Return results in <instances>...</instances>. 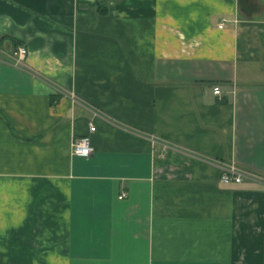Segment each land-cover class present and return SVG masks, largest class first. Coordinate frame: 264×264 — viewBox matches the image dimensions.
Instances as JSON below:
<instances>
[{
    "label": "crops",
    "instance_id": "0c3cea01",
    "mask_svg": "<svg viewBox=\"0 0 264 264\" xmlns=\"http://www.w3.org/2000/svg\"><path fill=\"white\" fill-rule=\"evenodd\" d=\"M0 264H264V0H0Z\"/></svg>",
    "mask_w": 264,
    "mask_h": 264
},
{
    "label": "built area",
    "instance_id": "2783aa9c",
    "mask_svg": "<svg viewBox=\"0 0 264 264\" xmlns=\"http://www.w3.org/2000/svg\"><path fill=\"white\" fill-rule=\"evenodd\" d=\"M27 55V49L23 45H18L15 50L13 51V56L15 59L20 62L23 60ZM213 93L216 95L221 94V89L218 85L213 86ZM89 132H93L95 127L90 123L89 124ZM72 152L76 155L88 157L92 152V147L90 145V137L89 135H84L78 138L76 141L72 143ZM221 173H220V181L223 183H230V182H241L244 178L250 176L245 171L240 169L234 163H222L220 165ZM126 196V192L122 191L119 195L120 198Z\"/></svg>",
    "mask_w": 264,
    "mask_h": 264
}]
</instances>
